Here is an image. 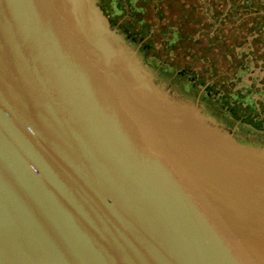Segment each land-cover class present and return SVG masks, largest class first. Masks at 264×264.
I'll return each instance as SVG.
<instances>
[{
  "label": "water",
  "instance_id": "obj_1",
  "mask_svg": "<svg viewBox=\"0 0 264 264\" xmlns=\"http://www.w3.org/2000/svg\"><path fill=\"white\" fill-rule=\"evenodd\" d=\"M0 264H264V149L161 91L94 0H0Z\"/></svg>",
  "mask_w": 264,
  "mask_h": 264
},
{
  "label": "rangeland",
  "instance_id": "obj_2",
  "mask_svg": "<svg viewBox=\"0 0 264 264\" xmlns=\"http://www.w3.org/2000/svg\"><path fill=\"white\" fill-rule=\"evenodd\" d=\"M163 92L264 149V0H94Z\"/></svg>",
  "mask_w": 264,
  "mask_h": 264
}]
</instances>
